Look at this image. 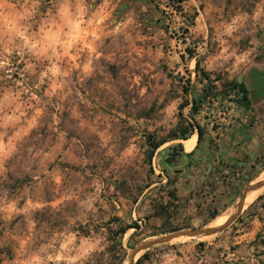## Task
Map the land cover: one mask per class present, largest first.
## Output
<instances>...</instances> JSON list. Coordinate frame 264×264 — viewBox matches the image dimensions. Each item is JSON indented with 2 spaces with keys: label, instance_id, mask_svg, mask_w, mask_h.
Returning <instances> with one entry per match:
<instances>
[{
  "label": "rangeland",
  "instance_id": "1",
  "mask_svg": "<svg viewBox=\"0 0 264 264\" xmlns=\"http://www.w3.org/2000/svg\"><path fill=\"white\" fill-rule=\"evenodd\" d=\"M188 122L193 154L152 150ZM262 169L264 0H0V264H124L209 226ZM144 252L264 264V190L223 230Z\"/></svg>",
  "mask_w": 264,
  "mask_h": 264
},
{
  "label": "water",
  "instance_id": "2",
  "mask_svg": "<svg viewBox=\"0 0 264 264\" xmlns=\"http://www.w3.org/2000/svg\"><path fill=\"white\" fill-rule=\"evenodd\" d=\"M263 171L264 169H262L254 178H252L249 182L245 184L235 204L236 211L234 215L228 218L227 220H225L223 223L215 226H206L204 228L178 229L172 232L163 233L154 236L153 238L150 239L142 240L129 250L124 264H134L135 255H137L141 251L148 249L153 245L166 243L173 239L181 238V237H198L203 235H210L223 230L227 225H229L232 221H234L237 218V216L242 212L244 200L247 193L250 190L257 188L262 183H264V177L259 178V176Z\"/></svg>",
  "mask_w": 264,
  "mask_h": 264
},
{
  "label": "trees",
  "instance_id": "3",
  "mask_svg": "<svg viewBox=\"0 0 264 264\" xmlns=\"http://www.w3.org/2000/svg\"><path fill=\"white\" fill-rule=\"evenodd\" d=\"M151 1V0H150ZM154 1V0H152ZM175 2H182L183 0H174ZM176 7H180L179 5H176ZM202 75L204 77V79H206L207 81H209V83H211V78L209 77L208 73H206L205 71L202 72ZM228 84L230 85V93H232L234 96H232L231 98H229V101H234L235 103H237L240 106H245L248 107L250 105V99L248 97V89L245 86V84L242 81H237V80H231L230 82H228ZM204 98V96H202ZM206 97V96H205ZM202 100V99H201ZM201 100L199 102H201ZM193 110L197 111L198 107L197 106H193ZM198 127V135H197V144L195 146V149L198 147L200 141L202 140V129L200 128V126ZM193 132V128H192V123L188 122L186 126H184V128L181 130V132L179 133H174L171 132L172 134H170L166 139L155 142L152 144V150H156L160 144H162L164 141L168 140V139H187ZM176 146L178 147V151L180 153H183V149H182V144L180 142H178L176 144ZM194 149L191 150L190 152H188V155L193 154ZM180 155V154H178ZM218 213L217 210H213L211 217L215 216ZM130 227V225H122L120 224V226L117 229V234L118 235H122L127 228ZM147 258V252H144L137 260H136V264H141L142 261L144 259Z\"/></svg>",
  "mask_w": 264,
  "mask_h": 264
},
{
  "label": "crops",
  "instance_id": "4",
  "mask_svg": "<svg viewBox=\"0 0 264 264\" xmlns=\"http://www.w3.org/2000/svg\"><path fill=\"white\" fill-rule=\"evenodd\" d=\"M184 142H185L184 143L185 144V148L190 152L192 147L196 143V134L194 133L190 137H188L187 139H184ZM251 195L245 197V200H247ZM235 211H236V206L232 205L229 208H227L224 212H221L219 210L218 213L215 215L214 219L219 217V216H226V215H228V214H230L232 212H235ZM233 243H238L239 244L238 247H237L238 250H243V232L238 234L237 236H235V241ZM185 249L186 250L191 249L192 251L195 250L194 246H185ZM209 259H212L211 256L210 255L209 256L205 255V257H201V259H198L197 261H190V262H188V264H212V262H210ZM242 264H243V262H242Z\"/></svg>",
  "mask_w": 264,
  "mask_h": 264
},
{
  "label": "bare ground",
  "instance_id": "5",
  "mask_svg": "<svg viewBox=\"0 0 264 264\" xmlns=\"http://www.w3.org/2000/svg\"><path fill=\"white\" fill-rule=\"evenodd\" d=\"M190 143V142H189ZM188 146V145H187ZM262 175H264V173H262ZM264 190V183H262L260 185V187H258L257 190L254 191V193H252V195L244 201V204H243V209H245L257 196H259V194ZM250 193V192H249ZM248 193V194H249ZM247 194V195H248ZM232 211V210H231ZM235 212H232L226 216H219L215 219H213L211 221V223L209 224V226H215V225H219L221 223H223L225 220H227L228 218H230L231 216L234 215Z\"/></svg>",
  "mask_w": 264,
  "mask_h": 264
}]
</instances>
